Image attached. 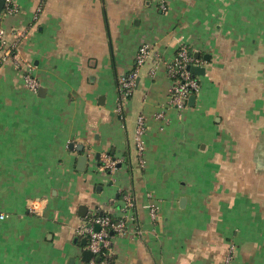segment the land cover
Instances as JSON below:
<instances>
[{"label":"crops","instance_id":"0c3cea01","mask_svg":"<svg viewBox=\"0 0 264 264\" xmlns=\"http://www.w3.org/2000/svg\"><path fill=\"white\" fill-rule=\"evenodd\" d=\"M14 1L2 24L40 87L0 61V264H101L77 227L121 216L127 190L136 205L110 264H225L231 244L232 264H264V0ZM142 43L151 55L118 110ZM183 44L201 88L179 117L164 61Z\"/></svg>","mask_w":264,"mask_h":264},{"label":"built area","instance_id":"2783aa9c","mask_svg":"<svg viewBox=\"0 0 264 264\" xmlns=\"http://www.w3.org/2000/svg\"><path fill=\"white\" fill-rule=\"evenodd\" d=\"M167 0H160V7L167 8ZM17 4L14 0H5L3 9L0 13V61H12L22 71L24 83L31 91H37L40 87V81L36 76L35 68L32 63L23 62L18 58L17 46L14 41L7 38V29L2 24L4 17L10 16L17 12ZM150 45L142 43L135 55L131 69L121 74L117 80L118 103L117 109L122 110L123 106L129 101L136 80L139 77L141 67L146 63L151 55ZM161 61L158 56L157 63L153 68L155 70L158 62ZM200 63L190 51L187 44L179 47L176 55L171 60L164 61L166 73L172 80L170 88L169 106L176 109L178 116L182 117L188 106V100L191 94H195L201 88L200 79L191 70V66ZM159 118L165 117L163 111L158 112ZM147 131L146 119L143 115L138 117L135 134V145L139 161L142 165L145 163L146 142L145 134ZM117 159L110 155L102 157V166L111 172L116 169ZM122 202L124 204V213L121 216L113 217L111 214L90 213L85 220L77 227L78 234L87 239V247L93 255L99 258V263L109 264L107 259L102 260L101 255L105 250L110 252V247L116 235H122L127 230V212L135 208V197L130 190L121 192ZM47 200L44 198L29 199L27 206L29 211L35 214H42ZM150 212L153 218L156 217L157 208L150 205ZM3 216V215H2ZM236 245L231 244L226 256L225 264H232L235 257ZM95 260H92L94 263Z\"/></svg>","mask_w":264,"mask_h":264},{"label":"water","instance_id":"95a60500","mask_svg":"<svg viewBox=\"0 0 264 264\" xmlns=\"http://www.w3.org/2000/svg\"><path fill=\"white\" fill-rule=\"evenodd\" d=\"M4 2H5V0H0V13H1L2 9H3ZM199 69L200 68H198L196 66H191V70L194 73H196V71H199ZM194 98H195V95L194 94L190 96V99L193 100ZM79 148H80V146H79ZM83 160H85V162L88 160V155L87 154L81 155V161H83ZM86 254L91 255V252L89 250H87L86 251Z\"/></svg>","mask_w":264,"mask_h":264},{"label":"trees","instance_id":"16d2710c","mask_svg":"<svg viewBox=\"0 0 264 264\" xmlns=\"http://www.w3.org/2000/svg\"><path fill=\"white\" fill-rule=\"evenodd\" d=\"M122 196V194H121ZM113 217H115L114 215H112ZM101 259L104 260V259H107L109 261V264L112 262V255H111V252H108L107 250H105V254L104 255H101Z\"/></svg>","mask_w":264,"mask_h":264}]
</instances>
